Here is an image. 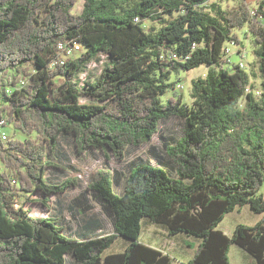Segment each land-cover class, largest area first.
Here are the masks:
<instances>
[{
    "label": "trees",
    "instance_id": "obj_1",
    "mask_svg": "<svg viewBox=\"0 0 264 264\" xmlns=\"http://www.w3.org/2000/svg\"><path fill=\"white\" fill-rule=\"evenodd\" d=\"M76 2L0 0V120L27 135L0 134V264H178L141 241L145 218L199 240L183 264H231L233 244L264 264V0L254 14L246 1L207 10L208 0H84L75 13ZM243 28L253 35L261 89L244 61L227 65V44H241ZM61 42L80 44L78 55L55 62ZM101 54L100 74L83 80ZM200 65L209 68L191 80L190 103L183 94L163 98L174 74ZM172 116L185 119L184 134L165 143L161 164L132 161L122 193L115 190L120 172L93 173L88 188L113 233L93 235L101 227L93 219L72 236L56 217L19 204L36 191L78 185L46 178L54 166L48 152L62 135H72L78 153L95 148L123 160ZM87 194L77 199L83 210L92 208ZM245 204L261 219L237 224L232 235L219 228ZM119 236L125 249L106 253Z\"/></svg>",
    "mask_w": 264,
    "mask_h": 264
},
{
    "label": "rangeland",
    "instance_id": "obj_2",
    "mask_svg": "<svg viewBox=\"0 0 264 264\" xmlns=\"http://www.w3.org/2000/svg\"><path fill=\"white\" fill-rule=\"evenodd\" d=\"M241 1H246L251 10H255L262 0H208L206 9L213 3L219 4L221 7H231ZM84 0H77L73 12L80 13L83 9ZM156 24L151 20H146V27ZM242 43L227 44L230 47L229 62L239 63L244 61L246 70L250 74V81L255 89H261L262 78L259 70V59L254 53L255 42L253 35L249 33L247 28L237 30ZM241 50V52H240ZM243 51V52H242ZM75 54V55H74ZM73 57L78 53H74ZM72 56V55H71ZM107 61L105 54H101L99 59L92 61L87 67V71L82 74V79L85 80L89 75L97 76L100 74L104 63ZM209 66L200 65L199 67L190 70H181L173 75L175 80L174 89L169 90L164 96V99L175 94H183V100L187 103L191 102L190 89L191 80L197 76L204 75L208 71ZM82 102H90L87 96H83ZM244 104V101L241 102ZM7 132L8 138L27 137L26 134L15 130L13 125L8 124L3 127ZM185 119L180 116H172L160 122L159 131L155 133L150 142L139 146L131 145L123 160L117 159L114 155H106L103 151L91 148L83 153H78L72 135H62L58 140L57 147L49 150L48 158L54 163V166H49L46 169V178L50 183H61L68 178H77L78 185L69 187L65 192L45 195L41 191L32 193L29 198L20 197L18 202L25 207L30 208L31 213L35 216H52L56 217L64 226L65 232L72 236L80 237L83 234V228L93 219H97L101 223V227L97 229L93 235H103L114 232L112 218L108 216L100 202L95 199L90 190L89 184L92 180L93 173L104 167L110 168L113 172H120V182L115 185V190L122 193L126 178L129 174L130 164L132 161L142 158L151 163L158 165L161 160L165 159V143L173 142L184 134ZM0 168H4L0 162ZM264 192V186L262 187ZM87 192V199L92 208L83 210L82 206L77 203V199L82 198V194ZM45 199V200H44ZM262 217L261 214L254 212L249 204L236 208L234 211L227 213L224 219L220 222L221 228L228 235H232L237 224L245 223L249 225L255 224ZM147 223H152L151 220L145 218L143 221V230L148 226ZM155 224V223H152ZM128 243L125 237L119 236L115 242L106 250V253L123 251ZM237 245L231 246L230 259L234 262L235 248ZM238 264L242 263L241 257L236 256Z\"/></svg>",
    "mask_w": 264,
    "mask_h": 264
},
{
    "label": "crops",
    "instance_id": "obj_3",
    "mask_svg": "<svg viewBox=\"0 0 264 264\" xmlns=\"http://www.w3.org/2000/svg\"><path fill=\"white\" fill-rule=\"evenodd\" d=\"M152 223H147L148 226L146 229L142 230L140 236L141 241L171 254L178 264H183L193 257L195 250L199 245V240L197 238L189 236L186 233L170 234L166 227L157 223ZM238 255L242 259L241 264H259L248 251L239 245L235 248V259L231 264H238L236 260V256Z\"/></svg>",
    "mask_w": 264,
    "mask_h": 264
},
{
    "label": "built area",
    "instance_id": "obj_4",
    "mask_svg": "<svg viewBox=\"0 0 264 264\" xmlns=\"http://www.w3.org/2000/svg\"><path fill=\"white\" fill-rule=\"evenodd\" d=\"M251 13L254 14L255 10H251ZM80 48H81L80 44L75 43V42H71V43L70 42H68V43L61 42L58 45L60 57L56 58L55 62L60 61L61 63H63V60L65 57L73 55ZM225 51L227 54H229L230 47H226ZM248 90H249V88H248ZM257 92H259V91L257 90ZM5 124H6V122L4 121V119L0 120V134L4 140H6L8 138L7 132L3 129V127H5Z\"/></svg>",
    "mask_w": 264,
    "mask_h": 264
}]
</instances>
